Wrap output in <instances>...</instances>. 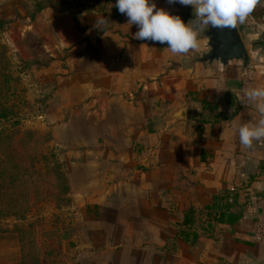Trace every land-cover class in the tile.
I'll return each mask as SVG.
<instances>
[{
	"label": "rangeland",
	"instance_id": "1",
	"mask_svg": "<svg viewBox=\"0 0 264 264\" xmlns=\"http://www.w3.org/2000/svg\"><path fill=\"white\" fill-rule=\"evenodd\" d=\"M159 1L167 3L154 0ZM115 2L0 0V206L13 210L0 217V264H96V239L88 232L95 233L97 225L84 219L95 209L81 190L86 178L71 167V159L81 164L89 161L84 153L118 152L120 145L123 153L145 154L142 162L128 161L125 174L146 166V157H153L159 173L155 156L160 157L164 134L157 132L156 139L148 133L149 120L163 114L176 91L184 86L188 91L196 62L194 55L174 54L167 45L148 41L144 51L151 60L132 63L129 42L139 40ZM165 9L185 23L194 18L191 6ZM99 17L109 23L98 24ZM104 34L121 46L108 48L115 51L104 65L98 98L81 91L97 84L95 77L82 78V71ZM107 96L113 101L105 111ZM128 105L135 108L134 118L125 122L118 110ZM108 158L101 162L119 174L124 163L112 165Z\"/></svg>",
	"mask_w": 264,
	"mask_h": 264
},
{
	"label": "crops",
	"instance_id": "2",
	"mask_svg": "<svg viewBox=\"0 0 264 264\" xmlns=\"http://www.w3.org/2000/svg\"><path fill=\"white\" fill-rule=\"evenodd\" d=\"M185 17H190L188 12ZM247 19L251 20L238 24L250 54L247 67L240 61L227 66L197 62L208 50L199 30L198 48L186 54L194 55L196 62L191 85L164 102V109L175 100L188 103L185 131L176 135L162 129L157 119L165 112L149 120L148 133L156 139L157 132L164 134L160 157L155 156L159 173L153 170V157H146V166L134 167V175L125 174L122 167L128 168V161L140 162L145 154L123 153L120 145L118 152L84 153L81 156L89 161L81 164L69 161L86 178L81 190L87 191L88 204L95 209L84 219L97 225L95 233L88 232L96 239V264H264V241L254 238L258 224L264 225V139L247 149L240 144L237 131L240 125L255 124L261 118L244 93L252 87L264 88V0H257ZM135 27L127 25L134 33ZM105 36L88 53L87 68L82 71V78L95 77L97 84L81 91L96 92L98 98L104 65L115 51L108 48L121 46ZM149 43L129 42L132 63L151 60L144 51ZM69 91L76 96L77 90ZM112 101L106 97L105 111ZM122 107L118 118L131 121L134 106ZM108 157L114 160L112 165L124 163L118 165L119 174L101 162ZM85 168L90 172L84 174Z\"/></svg>",
	"mask_w": 264,
	"mask_h": 264
},
{
	"label": "clouds",
	"instance_id": "3",
	"mask_svg": "<svg viewBox=\"0 0 264 264\" xmlns=\"http://www.w3.org/2000/svg\"><path fill=\"white\" fill-rule=\"evenodd\" d=\"M168 4L191 6L194 18L187 23L180 15L158 8L154 0H116L115 7L127 17L138 31L134 38L167 45L174 54H187L198 48V32L203 26L233 29L244 25L252 14L257 0H167ZM98 24L106 26V18L99 17ZM256 108L260 119L255 124L238 127L240 144L251 149L254 141L264 139V88L252 87L244 93Z\"/></svg>",
	"mask_w": 264,
	"mask_h": 264
},
{
	"label": "water",
	"instance_id": "4",
	"mask_svg": "<svg viewBox=\"0 0 264 264\" xmlns=\"http://www.w3.org/2000/svg\"><path fill=\"white\" fill-rule=\"evenodd\" d=\"M200 35L207 39L208 50L196 58L197 62L227 66L232 61H240L243 67L250 64V54L238 25L233 29L203 26ZM188 109L186 101H173L164 109L165 114L157 119L160 127L180 135L187 126Z\"/></svg>",
	"mask_w": 264,
	"mask_h": 264
},
{
	"label": "built area",
	"instance_id": "5",
	"mask_svg": "<svg viewBox=\"0 0 264 264\" xmlns=\"http://www.w3.org/2000/svg\"><path fill=\"white\" fill-rule=\"evenodd\" d=\"M263 229H264V225L262 223H259L258 227H257V230H256V233L254 235L255 240L264 241V236H263V233H262Z\"/></svg>",
	"mask_w": 264,
	"mask_h": 264
},
{
	"label": "trees",
	"instance_id": "6",
	"mask_svg": "<svg viewBox=\"0 0 264 264\" xmlns=\"http://www.w3.org/2000/svg\"><path fill=\"white\" fill-rule=\"evenodd\" d=\"M0 116L4 117L3 114H1ZM1 175H2V173H1V168H0V176ZM4 207L5 206H0V217L7 216L8 214H10L13 211L10 206H8V210H6ZM12 214H16V213L13 212Z\"/></svg>",
	"mask_w": 264,
	"mask_h": 264
},
{
	"label": "flooded vegetation",
	"instance_id": "7",
	"mask_svg": "<svg viewBox=\"0 0 264 264\" xmlns=\"http://www.w3.org/2000/svg\"><path fill=\"white\" fill-rule=\"evenodd\" d=\"M190 18V17H189ZM191 19H193V18H191Z\"/></svg>",
	"mask_w": 264,
	"mask_h": 264
}]
</instances>
